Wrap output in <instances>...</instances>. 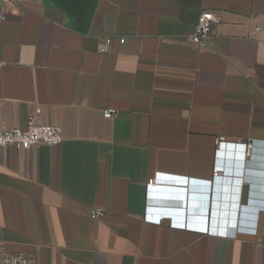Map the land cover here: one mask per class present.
Listing matches in <instances>:
<instances>
[{
    "label": "crops",
    "instance_id": "crops-1",
    "mask_svg": "<svg viewBox=\"0 0 264 264\" xmlns=\"http://www.w3.org/2000/svg\"><path fill=\"white\" fill-rule=\"evenodd\" d=\"M202 11L220 21L200 49ZM0 61V127L40 110L63 136L0 148V254L264 264V0H99L87 32L56 0H0Z\"/></svg>",
    "mask_w": 264,
    "mask_h": 264
},
{
    "label": "built area",
    "instance_id": "built-area-1",
    "mask_svg": "<svg viewBox=\"0 0 264 264\" xmlns=\"http://www.w3.org/2000/svg\"><path fill=\"white\" fill-rule=\"evenodd\" d=\"M5 3H17L24 0H3ZM219 17L214 11H202L199 17V21L195 26L194 33L190 38V42L197 48H205L209 45L212 39L213 27L219 23ZM121 43H125V39L121 40ZM106 52V49L102 50ZM1 65H5L0 61ZM40 110H36L32 114L27 122L25 129L12 128L6 124L0 127V148L5 149L7 147H15L19 151H30L34 148L41 146L57 147L63 143L62 130L58 126H51L43 124L39 120ZM116 110L108 109L104 111L105 118H112L116 115ZM220 147H223L224 142H217ZM225 146V145H224ZM228 147V146H226ZM230 147V146H229ZM232 148V146L230 147ZM236 148V146H234ZM243 150V157L246 155L249 157L252 154L253 144L245 143L238 146ZM157 175L151 178L148 182V187H155L157 184ZM105 214L104 209L97 208L91 212V217L97 219L103 217ZM206 234V231H204ZM258 245H264V236L259 237L257 240ZM0 264H31L30 260L25 254H11L3 252L0 254Z\"/></svg>",
    "mask_w": 264,
    "mask_h": 264
},
{
    "label": "water",
    "instance_id": "water-1",
    "mask_svg": "<svg viewBox=\"0 0 264 264\" xmlns=\"http://www.w3.org/2000/svg\"><path fill=\"white\" fill-rule=\"evenodd\" d=\"M63 9L68 13V15L74 18V27L80 31L87 32L91 24L97 3L99 0H56ZM187 193L186 207L188 205L189 191L181 189H158L155 193L157 200L165 199L167 197L173 198V200L178 201V207H183L185 194ZM194 196V195H192ZM223 198V197H222ZM222 201L220 199H215L214 202ZM213 202V201H212Z\"/></svg>",
    "mask_w": 264,
    "mask_h": 264
}]
</instances>
